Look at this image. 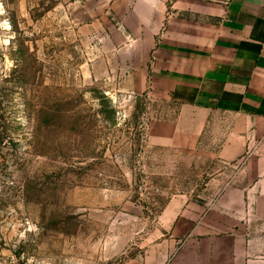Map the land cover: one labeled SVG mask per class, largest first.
Returning <instances> with one entry per match:
<instances>
[{
  "label": "rangeland",
  "instance_id": "rangeland-1",
  "mask_svg": "<svg viewBox=\"0 0 264 264\" xmlns=\"http://www.w3.org/2000/svg\"><path fill=\"white\" fill-rule=\"evenodd\" d=\"M71 3L0 0V264H121L211 174L152 144L172 103L96 73L108 31Z\"/></svg>",
  "mask_w": 264,
  "mask_h": 264
},
{
  "label": "crops",
  "instance_id": "crops-1",
  "mask_svg": "<svg viewBox=\"0 0 264 264\" xmlns=\"http://www.w3.org/2000/svg\"><path fill=\"white\" fill-rule=\"evenodd\" d=\"M71 6L108 31L93 49L96 73L172 103L152 144L204 155L212 168L203 190L172 198L157 232L121 264H264V0Z\"/></svg>",
  "mask_w": 264,
  "mask_h": 264
}]
</instances>
